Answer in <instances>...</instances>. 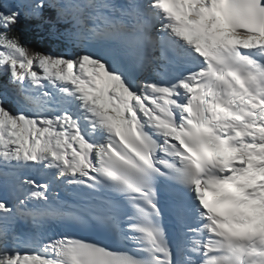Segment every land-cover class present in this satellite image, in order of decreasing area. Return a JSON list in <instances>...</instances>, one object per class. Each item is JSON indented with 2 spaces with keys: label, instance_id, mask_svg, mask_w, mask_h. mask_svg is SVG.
I'll return each mask as SVG.
<instances>
[{
  "label": "snow or ice",
  "instance_id": "obj_1",
  "mask_svg": "<svg viewBox=\"0 0 264 264\" xmlns=\"http://www.w3.org/2000/svg\"><path fill=\"white\" fill-rule=\"evenodd\" d=\"M0 264H264V0H0Z\"/></svg>",
  "mask_w": 264,
  "mask_h": 264
},
{
  "label": "trees",
  "instance_id": "obj_2",
  "mask_svg": "<svg viewBox=\"0 0 264 264\" xmlns=\"http://www.w3.org/2000/svg\"><path fill=\"white\" fill-rule=\"evenodd\" d=\"M17 31L21 33L23 42L29 47L38 50L50 47L47 41L41 38L43 34L31 22L22 20L17 26Z\"/></svg>",
  "mask_w": 264,
  "mask_h": 264
}]
</instances>
